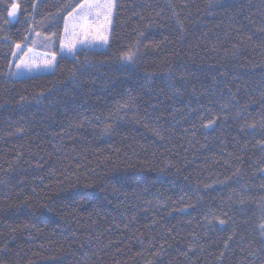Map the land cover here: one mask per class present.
<instances>
[{"label": "trees", "instance_id": "16d2710c", "mask_svg": "<svg viewBox=\"0 0 264 264\" xmlns=\"http://www.w3.org/2000/svg\"><path fill=\"white\" fill-rule=\"evenodd\" d=\"M36 1L0 0V264H264V0H115L72 57L85 0Z\"/></svg>", "mask_w": 264, "mask_h": 264}, {"label": "rangeland", "instance_id": "374dc122", "mask_svg": "<svg viewBox=\"0 0 264 264\" xmlns=\"http://www.w3.org/2000/svg\"><path fill=\"white\" fill-rule=\"evenodd\" d=\"M114 6L115 0H85L65 20L58 55L72 57L79 49L106 50ZM18 14L17 0H12L8 11L9 22H16ZM29 36L32 38L28 37L26 43L14 48L7 73L11 79L51 73L54 70L57 55L53 39L38 34Z\"/></svg>", "mask_w": 264, "mask_h": 264}]
</instances>
